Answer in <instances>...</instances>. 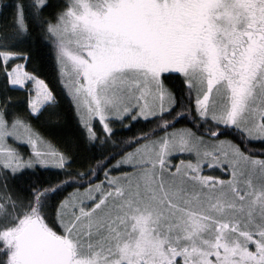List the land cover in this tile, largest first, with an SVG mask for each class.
I'll return each instance as SVG.
<instances>
[{"label": "snow or ice", "instance_id": "snow-or-ice-1", "mask_svg": "<svg viewBox=\"0 0 264 264\" xmlns=\"http://www.w3.org/2000/svg\"><path fill=\"white\" fill-rule=\"evenodd\" d=\"M0 15V264H264V148L248 147L264 143V0H11ZM49 44L101 157L83 171L28 119L59 117L63 93L26 70ZM29 84L21 113L7 93ZM40 169L64 179L26 175ZM71 184L87 186L61 195Z\"/></svg>", "mask_w": 264, "mask_h": 264}, {"label": "trees", "instance_id": "trees-1", "mask_svg": "<svg viewBox=\"0 0 264 264\" xmlns=\"http://www.w3.org/2000/svg\"><path fill=\"white\" fill-rule=\"evenodd\" d=\"M11 0H0V3H10ZM7 19H10L8 17ZM6 23V18L3 15H0V26H3ZM27 44H23L18 46L15 51H26L28 49ZM44 52L48 53L43 60L40 59L41 53L38 51H34L32 55V59L27 61V71H33L35 67H38L40 69L39 75L41 78L45 79L46 82L49 83L50 87H54L55 90L58 93H63L61 95V102L56 108V112L59 113V117L57 119L55 113L49 114V111L46 109L44 113L40 116V118L32 119L31 117H28L31 124L33 125L34 129L39 132L41 136L44 137L46 142H50L51 145L63 152H66L67 154H74L75 162L70 165L69 167L74 168L79 171H83L89 167V165L95 166L97 160H100L101 157L99 154H93L94 150H88L84 146V142L81 139V125L79 124L78 117L75 115V108L71 105L70 99L66 96V90H62V85H60L58 81V73L55 67V58L54 54L51 50V45L49 44L45 49ZM16 62H20L17 60H12L9 64V67H11L12 64H15ZM24 62V61H23ZM3 67V63L0 62V68ZM6 81V76H3L0 74V92H2V86L3 83ZM26 87L23 90H11L7 93V95L11 96L14 101L17 103L14 105L15 110L18 112H23L26 103H27V96L28 91ZM22 102V103H21ZM185 107H187V101H185ZM176 110H180L179 107H177ZM193 112H194V105H193ZM168 118V117H165ZM125 124H128V121L124 122ZM152 121H144L142 118L140 120H137L132 123L131 128L124 129L121 125L116 124L114 127L118 129L115 131L112 139H127L129 136L138 134L139 131H147L152 126ZM181 126H188L191 127V123H189L188 118L180 119L178 120L173 127H181ZM204 125L201 126V130H203ZM96 128L99 131L101 128V125H99V122L96 121ZM161 133H157L159 135ZM103 135V133H101ZM225 136H229V133L227 131L223 132V135L218 138H224ZM232 139H235V137H230ZM13 143V141H11ZM10 143V144H11ZM99 143V141H97ZM237 143L239 141L237 140ZM13 146L19 147L20 151L27 156L29 153V147L25 146L23 143L14 144ZM135 147V145H133ZM248 147L254 148L257 150L256 154H258V150L260 148H264V143H260L258 141H252ZM128 149H125L127 151ZM122 154V153H121ZM178 157H175V159ZM174 159V160H175ZM113 161H109V163H112ZM108 165L105 164L104 168H106ZM104 168H100L98 171V174L95 175V178L92 179L91 183H95L97 181H100L104 178ZM206 172V171H205ZM215 175H219V177L223 176L221 175L220 171H214ZM223 173V172H222ZM30 179H37L39 178L40 181H45L49 177L57 176L59 175L60 179H64L63 174L57 173L54 169L53 170H36L35 174L33 175L31 170L26 173ZM89 176H92L93 173L89 172ZM223 177H227L223 176ZM84 179H87V177H84ZM86 184L83 185H77V184H71L67 186L63 193L61 195H66L69 192H72L74 188L77 187H85Z\"/></svg>", "mask_w": 264, "mask_h": 264}, {"label": "rangeland", "instance_id": "rangeland-1", "mask_svg": "<svg viewBox=\"0 0 264 264\" xmlns=\"http://www.w3.org/2000/svg\"><path fill=\"white\" fill-rule=\"evenodd\" d=\"M16 63H24L23 61H20V62H16ZM15 63V64H16ZM28 88H30L31 87V84H29L28 86H27ZM98 121V120H97ZM100 125V124H99ZM181 127H183V126H181ZM177 128H180V127H177ZM160 135V134H159ZM218 139H223V138H218ZM9 143H11V140H9ZM29 150H30V147H29ZM175 157H178V158H176L175 159ZM175 159V160H174ZM195 155H189V154H177V155H174V157H173V163L175 164V163H178V162H180V161H188V160H192L193 162L195 161ZM127 170H129L128 168H121L120 169V171H127ZM206 171V172H205ZM214 171H220L221 172V175L223 174L222 172H223V169H221V168H219V167H216V166H213V167H211V168H209V166H208V164L206 163L204 166H203V168H202V174L203 175H206V176H213V177H216V176H219V175H215L213 172ZM113 174H115V173H113ZM229 175H230V173H229ZM223 176H226V175H223ZM223 176H221L220 178H222V179H227L228 178V176L227 177H223ZM104 179V178H103ZM102 179V180H103ZM98 182V181H97ZM97 182H95V183H93V184H96ZM86 187V186H85Z\"/></svg>", "mask_w": 264, "mask_h": 264}]
</instances>
